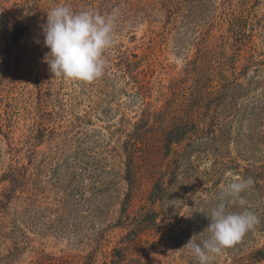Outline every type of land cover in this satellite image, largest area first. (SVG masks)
I'll return each mask as SVG.
<instances>
[{
	"label": "rangeland",
	"instance_id": "374dc122",
	"mask_svg": "<svg viewBox=\"0 0 264 264\" xmlns=\"http://www.w3.org/2000/svg\"><path fill=\"white\" fill-rule=\"evenodd\" d=\"M158 1L0 0V197L11 167L26 172L24 194L0 214V264H30L41 252L42 264H84L89 255L96 264L109 262L124 234L115 226L124 200L130 198L131 211L147 205L154 183L176 164V178L157 206L162 227L143 234L128 254L147 264H199L185 245L211 235L208 216L227 185L264 164V0H235L233 7L212 0L205 10L175 9L169 21L164 7L158 13ZM59 5L115 13L102 78L67 80L44 61L42 25ZM235 9L246 21L237 30L229 16ZM20 20L29 28L15 42ZM123 56L140 61L137 78L122 71L128 69ZM251 57L263 63L243 75ZM227 82L239 86L206 109L207 90ZM161 109L163 116L153 114ZM174 122L194 124L168 154L164 129ZM127 148L135 151L132 186L125 180ZM254 182L242 195L260 222L212 264H264L258 253L264 251V188ZM227 207L242 211L236 203ZM19 213L33 242L17 255L12 232Z\"/></svg>",
	"mask_w": 264,
	"mask_h": 264
},
{
	"label": "clouds",
	"instance_id": "9594fccd",
	"mask_svg": "<svg viewBox=\"0 0 264 264\" xmlns=\"http://www.w3.org/2000/svg\"><path fill=\"white\" fill-rule=\"evenodd\" d=\"M115 13L102 16L92 10L74 11L59 5L47 12L42 25L44 46L49 49L44 61L57 77L92 83L104 76L105 52L114 42ZM254 180H234L222 191L219 202L209 217L211 235L197 243L194 236L185 245L199 261L212 264L213 258L230 248L252 230L259 217L246 207L245 193ZM236 203L242 211H229L227 204Z\"/></svg>",
	"mask_w": 264,
	"mask_h": 264
},
{
	"label": "trees",
	"instance_id": "16d2710c",
	"mask_svg": "<svg viewBox=\"0 0 264 264\" xmlns=\"http://www.w3.org/2000/svg\"><path fill=\"white\" fill-rule=\"evenodd\" d=\"M108 1L112 2V0H108ZM113 1L114 4H112V6H115L117 4L118 6L121 5L120 4L121 0H113ZM165 1L164 0L158 1V3L160 4L158 13L161 10V8L164 7L165 8L164 14L167 17L168 21L170 20V15L174 12L175 9L189 11L190 13V10H202L201 8L203 6L205 10L206 2L211 6V8L213 7L212 0H206V1L197 0V3H194L191 0H186L185 3H181L175 6L171 4V1H166V6H164ZM224 1L228 5L232 7L234 6L233 4L235 0H224ZM130 3L128 2L127 6H129L130 10L135 11L134 6L129 5ZM94 8L96 9L97 7L95 6ZM154 8L155 6L151 4L150 11L156 13V10ZM240 13L241 14H238V12L235 9L232 10V13L229 14L231 20L236 23L235 24L236 30L242 25L240 23H246V21L242 17L241 11ZM27 23H30V21H27ZM28 28H29L28 25L23 20L17 22L13 31V38L15 42H18L22 38V36L26 33ZM239 31L244 36L247 33L246 30L243 29H240ZM135 57L137 58L136 55ZM120 62L121 65H126V67H128V69L122 70L124 74H127V76H130L131 78H137V74H138L137 69L141 64L140 61L136 60L132 62L129 57L123 56L120 59ZM194 63H196L195 60L190 61L189 65L190 64L192 65ZM262 63L263 61L256 60L252 57L247 59V62L243 64L242 74L248 75V73L250 72V70H252L253 67H258ZM134 72H137V74H134ZM187 72L189 73L190 70L189 71L187 70ZM237 85L239 86L238 83ZM237 85H235V83L232 82H227L226 84L223 83L220 86V90L218 88H216V90H211V91L207 90V93H209V97L206 102V109L210 110L213 106L221 105L223 94L236 91L235 89ZM211 89H213V87H211ZM219 93L220 95H218ZM163 112L164 110L162 111L161 109L159 111H154L153 114L158 116H163L164 115ZM167 120L168 118L164 116L162 122H165ZM192 124L194 123L190 124L189 122L186 123L174 122L171 125H167V127L164 129V147L168 154L170 153L171 148L174 145L179 144L184 140L186 134H188V132L191 131L190 125L192 126ZM126 151L127 153L129 152V157H128L129 163H127V167L125 169V173H126L125 180L129 183V185L132 186L136 179L135 170H134L135 151L133 148L131 150L127 148ZM178 169H179V164L172 166L169 171L165 172V174L154 183L148 195L147 205L140 207L136 211H131L129 207L130 198L127 197L124 200V202L122 203V207L119 211L120 215L115 224L116 227L124 230V234L122 235L118 243L119 246L113 248L112 252L110 253V261L105 262V264H147L146 260H144L142 256H138L137 258H130L128 254V249L146 232L157 230L160 227H162V224L164 223V219L162 218V212L158 209L157 206L167 197L169 193L170 185L174 182ZM24 171H25V167H21V168L11 167L9 171L4 174L3 180L8 181L9 186L5 191V193L2 195V197H0V214H2L7 209V207L9 206V204L13 199L20 197L17 195L18 192L21 191L22 194H24L26 189V174H25L26 172ZM249 171H251L250 173L253 174L251 178L254 181H256V184H258L259 189L264 188V183L261 182V181L264 182V177L260 178L259 176V173L261 174L262 171L264 172V164L256 165L252 169H249ZM26 211L27 210L24 209L22 212L25 214ZM20 218L21 215L19 213L17 216V220H15L13 224V232H12V234H14L12 238L13 240L12 250L13 252L17 251L18 252L17 255H20L25 248H29V246L33 242V239L30 238L29 235L27 234L28 232L20 226V222L21 223L24 222L20 220ZM26 219L27 218L24 215L23 220ZM33 248L36 249L34 246H32V249ZM41 253H38V255L41 257H39L37 260L36 259L32 260L30 264H42L40 263V260L43 258L44 254L41 255ZM258 253L261 254L260 258L263 259L264 251L263 252L259 251ZM12 256L13 258L16 257L14 253H12ZM61 264H65V263L61 262ZM84 264H96V261L92 256L89 255V257L87 258Z\"/></svg>",
	"mask_w": 264,
	"mask_h": 264
}]
</instances>
